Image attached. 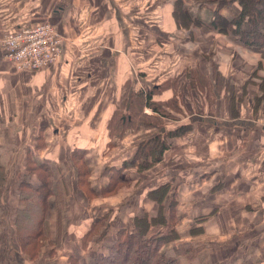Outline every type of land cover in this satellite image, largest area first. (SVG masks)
Instances as JSON below:
<instances>
[{
  "label": "crops",
  "instance_id": "obj_1",
  "mask_svg": "<svg viewBox=\"0 0 264 264\" xmlns=\"http://www.w3.org/2000/svg\"><path fill=\"white\" fill-rule=\"evenodd\" d=\"M178 1L190 20L176 19ZM216 9L227 20L240 12L237 2L218 8L198 0H0V38L45 22L62 38L57 61L37 71H16L0 48V147L22 151L24 169L49 164L55 189L45 231L53 233L61 201L60 233L76 234L74 254L83 261L145 211L171 214L151 232L177 234L164 252L178 264H264V51L211 27ZM148 89L169 114L162 127L126 120L122 134L110 133L123 95L127 113L131 94ZM141 111L157 116L147 105ZM181 126L182 134L167 133ZM155 134H166L168 147L137 171L136 148ZM164 183L160 203L149 200ZM102 216L106 235L84 245ZM62 246L51 238L39 259L64 264L55 250Z\"/></svg>",
  "mask_w": 264,
  "mask_h": 264
},
{
  "label": "trees",
  "instance_id": "obj_2",
  "mask_svg": "<svg viewBox=\"0 0 264 264\" xmlns=\"http://www.w3.org/2000/svg\"><path fill=\"white\" fill-rule=\"evenodd\" d=\"M203 2H216L218 8L231 2H237L240 7L238 16L233 20L223 18L216 9L210 26L217 28L223 33L234 35L238 41L244 45L253 46L264 51V0H198ZM182 2L178 1L174 5L173 13L176 19L190 20V16L182 7ZM157 89V88H155ZM153 89L152 91H155ZM157 91V90H156ZM151 89L144 93H132L128 101V112L125 113L127 107V95L124 94L120 100L118 109L113 112L108 129L110 133H123L129 126L125 121H129L130 127L136 124L143 125L144 129L156 130L162 127L164 120L168 117L166 106L151 102ZM150 106L157 116H149L143 114L141 108ZM124 116V118H123ZM129 118V119H128ZM184 127H179L174 132L168 134H182ZM166 133V134H167ZM155 134L142 139L134 153L133 162L137 161V171L146 170L161 160L163 152L167 149L168 144L166 136ZM75 155V154H74ZM31 160V159H30ZM80 162V161H78ZM81 163L76 166L77 177L82 178L85 172ZM47 162L36 163L29 161L25 172L22 174L19 190V208L15 210L13 223L16 227L17 240L19 242V250L21 254L30 260L39 259L43 252V247L51 241L50 234L45 231V223L50 219L52 204L50 197L54 196V182L51 177V170ZM6 166L0 161V204L4 200L3 186L6 182ZM33 174L40 177V184L35 187L29 183V178ZM119 179L113 183L109 182L102 193L112 192L118 185ZM111 183V184H110ZM167 183L149 191L147 198L149 200L160 203L164 195L167 193ZM101 193V192H100ZM93 195L94 192H90ZM55 220L53 224V239L58 244L60 238L61 201L55 202ZM148 216L145 211L134 215L132 218L133 228L121 227L115 233V239L101 245L95 251L89 261H83L77 254H71L66 264H178L173 256H167L164 252V246L176 237L173 230L165 234L160 232H151L152 226L157 223H165L171 216ZM109 228L107 216L100 219L90 226L88 233L83 236L84 244L95 237V242H99L106 235ZM51 252V251H50ZM0 258V264L1 262Z\"/></svg>",
  "mask_w": 264,
  "mask_h": 264
},
{
  "label": "rangeland",
  "instance_id": "obj_3",
  "mask_svg": "<svg viewBox=\"0 0 264 264\" xmlns=\"http://www.w3.org/2000/svg\"><path fill=\"white\" fill-rule=\"evenodd\" d=\"M0 161L4 165H6L5 170L7 175L6 182L3 186L4 200L0 204V258L2 260L1 264H58L57 262L58 260L56 261L53 259L52 261V259H50L52 257L51 255L46 257V261L42 263L43 261H41L40 259L30 260L27 257H25L23 254H21L19 250V242L18 240H16L17 234L15 235L16 227H14L13 219H14L15 210L20 207L18 203L19 193L17 189L18 187L17 182L18 179L21 178V173L25 170L24 169L25 156L23 152L20 150L8 153L6 149L0 147ZM73 223L74 222H72V225ZM68 234L69 235L66 234L60 235L59 240L63 241L62 249L60 250V248H55V250L58 251V253L61 252L62 253L61 255L64 256V257L60 256V258H63L60 260H64V264H66L67 262V259L65 258H67L68 254L72 252L74 253V250L76 249V248L74 249L75 247L74 237L76 236V234L74 233H68ZM50 238H53V233L50 234ZM42 249L43 252L44 250L47 251V244ZM95 251H97V249ZM95 251H93V253ZM84 256L86 255L84 254Z\"/></svg>",
  "mask_w": 264,
  "mask_h": 264
},
{
  "label": "built area",
  "instance_id": "obj_4",
  "mask_svg": "<svg viewBox=\"0 0 264 264\" xmlns=\"http://www.w3.org/2000/svg\"><path fill=\"white\" fill-rule=\"evenodd\" d=\"M0 48L16 71H37L57 61L62 38L52 24L45 22L5 32Z\"/></svg>",
  "mask_w": 264,
  "mask_h": 264
}]
</instances>
